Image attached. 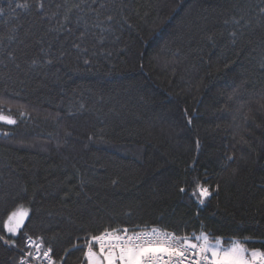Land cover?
<instances>
[{
	"label": "trees",
	"instance_id": "trees-1",
	"mask_svg": "<svg viewBox=\"0 0 264 264\" xmlns=\"http://www.w3.org/2000/svg\"><path fill=\"white\" fill-rule=\"evenodd\" d=\"M0 116V264L112 228L264 252V0H0Z\"/></svg>",
	"mask_w": 264,
	"mask_h": 264
},
{
	"label": "snow or ice",
	"instance_id": "snow-or-ice-1",
	"mask_svg": "<svg viewBox=\"0 0 264 264\" xmlns=\"http://www.w3.org/2000/svg\"><path fill=\"white\" fill-rule=\"evenodd\" d=\"M3 119L0 116V120ZM7 123L15 121L8 120ZM199 196L198 203L203 204L211 192L201 187ZM23 218L24 213H20L16 228ZM16 228L10 227L9 231L14 232ZM213 239L215 243L210 241L203 226L199 235L192 233L191 236H179L176 232L155 227L150 231L133 229L131 232L128 228L104 229L90 237L85 256L87 264H264V252L249 253L231 237L227 238L229 247L222 248L221 240ZM93 244L98 247L99 254L93 249ZM50 251L44 252L46 258L50 257Z\"/></svg>",
	"mask_w": 264,
	"mask_h": 264
},
{
	"label": "built area",
	"instance_id": "built-area-1",
	"mask_svg": "<svg viewBox=\"0 0 264 264\" xmlns=\"http://www.w3.org/2000/svg\"><path fill=\"white\" fill-rule=\"evenodd\" d=\"M157 228V227H155ZM160 229V228H158ZM143 231H150L151 229H140ZM137 230V231H140ZM163 230V229H162ZM132 230L129 229V232ZM167 231V230H166ZM170 232V231H169ZM93 249H98V247L93 244ZM48 247H44L41 241L37 240L34 237L27 236L24 239V247L21 249L22 251V261L25 264H54L53 255L50 251V257L46 258L44 256V252L48 251ZM31 253V255H29Z\"/></svg>",
	"mask_w": 264,
	"mask_h": 264
},
{
	"label": "rangeland",
	"instance_id": "rangeland-1",
	"mask_svg": "<svg viewBox=\"0 0 264 264\" xmlns=\"http://www.w3.org/2000/svg\"><path fill=\"white\" fill-rule=\"evenodd\" d=\"M20 213H24V218L20 221V226L18 228H16L17 219L19 218ZM27 214H28V207L27 206H20L17 209L13 210L11 212V214L9 215V217L7 218V220H6V230H7V232L10 233V234H17L19 229H20V227L22 226V224L26 220ZM10 227L11 228H16V231L10 232L9 231ZM219 239L221 240V247L222 248L229 247V243L223 242V240L221 238H219ZM210 241L212 243H215V239L214 240L210 239ZM235 241L239 242L244 248H246L248 250L249 253H251L252 251H258L257 249H249V248H247L241 241H237V240H235ZM94 250L97 252V254H99V250H97V249H94Z\"/></svg>",
	"mask_w": 264,
	"mask_h": 264
}]
</instances>
